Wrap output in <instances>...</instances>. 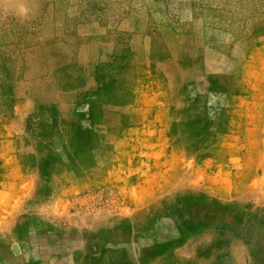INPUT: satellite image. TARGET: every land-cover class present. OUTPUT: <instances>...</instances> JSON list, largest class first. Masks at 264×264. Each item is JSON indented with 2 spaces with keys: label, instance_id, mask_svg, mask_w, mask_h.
<instances>
[{
  "label": "rangeland",
  "instance_id": "1",
  "mask_svg": "<svg viewBox=\"0 0 264 264\" xmlns=\"http://www.w3.org/2000/svg\"><path fill=\"white\" fill-rule=\"evenodd\" d=\"M16 263L264 264V0H0Z\"/></svg>",
  "mask_w": 264,
  "mask_h": 264
},
{
  "label": "bare ground",
  "instance_id": "2",
  "mask_svg": "<svg viewBox=\"0 0 264 264\" xmlns=\"http://www.w3.org/2000/svg\"><path fill=\"white\" fill-rule=\"evenodd\" d=\"M4 204V203H3ZM18 211V210H17ZM2 232H3V230H2ZM5 234V233H4ZM26 239V238H25ZM18 250V249H17ZM3 254V253H2ZM7 255V254H6ZM9 255V254H8ZM8 255H7V257H8ZM5 257V256H4ZM10 257V256H9ZM11 260V259H10ZM20 260V259H19ZM22 261V260H21ZM16 262V261H15ZM17 264V263H16Z\"/></svg>",
  "mask_w": 264,
  "mask_h": 264
}]
</instances>
